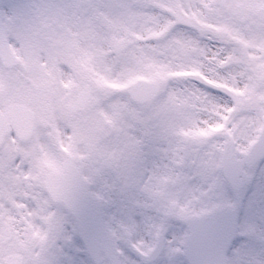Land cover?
<instances>
[{"label": "snow or ice", "instance_id": "obj_1", "mask_svg": "<svg viewBox=\"0 0 264 264\" xmlns=\"http://www.w3.org/2000/svg\"><path fill=\"white\" fill-rule=\"evenodd\" d=\"M198 7L199 0H28L12 5L8 11H0V112L8 108V92L4 86L11 91L23 76L17 62L19 56L55 65L60 78L67 76L89 82L91 73L83 68L84 62L61 54L53 41L54 33L61 31L65 23L75 22L83 35L92 34L94 39L102 40L109 37L111 21L115 20L132 21L134 26L147 30V38L131 46L115 42L107 53L96 51V64L109 75H119L133 61L157 59L177 66L197 60L201 71L212 79L234 78L231 62L223 63L226 41L185 14ZM179 41H186L191 46L190 51H179L176 48ZM156 75L158 78L151 77L147 82L140 81L122 90L105 91L97 107L107 112L116 109L114 122L105 124L98 113L94 115L103 135L96 143L97 130H89L95 149L86 164L68 162L57 178L56 191L34 185L26 189V195L17 192L12 196L33 213L29 216L25 209L16 213L18 219L21 216L23 219H19L14 234L6 228L5 211L9 187L5 173L11 171V166L7 170L0 167V264H51L47 259L49 252L63 237L59 206L69 205L76 191L92 185L108 170L115 172L125 185L139 182L141 190L165 215L188 218L210 211L195 206L206 193H194L181 201L178 194L170 190L180 181L178 169L197 147L179 139V126L194 121L202 140L200 145L216 137L223 138L222 142L211 145L201 161L204 170H211L221 166L222 155L228 151L247 157L258 143L264 144V103L255 106L253 117L249 103L225 88L195 76ZM259 87L264 89V83ZM260 100L264 102V95ZM224 108L230 111L225 114ZM205 125L213 131H205ZM76 127L75 123L56 122V128L65 137L75 135ZM20 137L16 125L0 119V158L4 156L5 143ZM38 139L47 144L49 136L41 130ZM149 142L159 143L168 157L169 163L163 170L142 172L139 168L144 146ZM217 154H221V159L216 158ZM14 164L17 172L25 171V160L14 158ZM41 217L49 223L46 235L37 243L32 239L29 224H40ZM136 229L134 220L118 225V232L129 239ZM156 234L159 235L158 230ZM131 247L145 257L152 250L144 241H134ZM118 255L123 253L118 251Z\"/></svg>", "mask_w": 264, "mask_h": 264}, {"label": "rangeland", "instance_id": "obj_2", "mask_svg": "<svg viewBox=\"0 0 264 264\" xmlns=\"http://www.w3.org/2000/svg\"><path fill=\"white\" fill-rule=\"evenodd\" d=\"M27 2L28 0H2L1 9L8 11L12 5ZM199 3L200 7L187 13L194 16L208 31L226 41L224 60L233 59L231 64L234 69V78L225 79L219 76L212 79L201 71L197 60L187 61L177 66L157 59L133 61L122 69L119 75H109L96 64V51L107 53L112 38L126 37L131 46L138 40L146 39L147 30L138 25L134 26L132 21L115 20L111 21L112 32L109 37L102 40L94 39L92 34L83 35L75 22L65 23L61 31L54 33L53 41L61 54L84 62L82 66L85 71L91 73L89 79L95 85L89 107L81 113L72 115L63 106V101L60 103V100L63 99V94L81 79L67 76L60 78L55 65H50L44 60L34 62L19 56L23 76L13 86L14 91L22 89L23 92H29L38 84H42L50 93L49 97L58 100L52 112L53 134L48 130L38 129L32 138V144L40 146L34 153V161L45 162L48 167L56 162L55 139L56 143L63 145L67 153L73 155L80 164H86L89 154L95 149V144L89 139V130H97L96 143L103 135L98 130L99 126L94 115L98 113L105 124L114 122L115 119L113 112L116 109H113V112H107L97 107L105 91L122 90L125 83L140 77L158 78L157 73L168 78L177 77L179 72H196L212 82L225 84L246 97L249 106L253 108L252 116L255 117V106L264 103L260 100V97L264 95V89L259 87L264 83V0H199ZM190 47L186 41L176 42V48L181 52L190 51ZM216 63L221 62L216 61ZM44 93L46 94L45 89ZM223 111L226 114L230 109L224 108ZM57 121L75 123L77 126L75 135L65 137L62 131L56 128ZM204 127L205 131H213V128L206 125ZM41 130L49 136L47 144L38 139ZM179 130L181 131L179 139L187 140L188 143L197 147L184 165L178 169L180 181L177 185L171 186L170 190L177 193L181 201L191 198L194 193H206L195 202L197 208L233 207L238 202L239 223L236 238L228 250V264H264V160L247 171L252 175L253 180L239 191L236 201L235 195L221 176L218 167L204 170L201 164L211 145L222 142L223 138L216 137L200 145L202 140L194 121L182 123ZM23 149L24 147L21 148L19 145L10 144L7 149H4L3 158H0V167L7 170L11 166L9 173L17 179L23 178L25 171L17 172L13 160ZM21 157H24V160L29 159V153L22 154ZM168 163V157L164 154L162 146L159 143L149 142L144 146L139 168L142 172H151L155 168L163 170ZM141 189L142 185L139 182L125 185L111 170L106 171L91 185L92 192L102 200L111 233L117 232V235L113 237L120 252L123 253L121 264L125 262L144 264L129 253L132 248L131 243L144 241L151 246L157 230L164 235L165 246L159 258L149 264H187L183 258L186 229L181 223L182 218L174 214L165 215L162 208L153 203ZM132 220L136 221L137 229L133 237L129 239L125 234L118 232V225ZM104 264L109 263L105 260Z\"/></svg>", "mask_w": 264, "mask_h": 264}, {"label": "flooded vegetation", "instance_id": "obj_3", "mask_svg": "<svg viewBox=\"0 0 264 264\" xmlns=\"http://www.w3.org/2000/svg\"><path fill=\"white\" fill-rule=\"evenodd\" d=\"M27 100H29L28 104L34 110H36L37 106L41 105L40 97L37 93H33L31 95H28ZM48 103H51V101L48 100ZM35 116H37V118L40 119V114H37V115L35 114ZM33 137L34 136H32L26 140H21V141L16 140V139H12V140H10V142L5 143L4 149H7L10 146V144L11 145H19V146H21V148L24 147L23 150L19 151V154H18L19 157L22 156V154H27L29 152H30V154H33V153H35L36 150H38L40 148V146H38V145L35 146L32 144L31 138H33ZM12 141L14 143H12ZM27 146H28V148H27ZM30 171L33 174V169H30ZM6 173L8 175L5 178L9 180V187L7 189V196H6V199L8 201V206L6 207V210H5L6 211V221H7L6 222V228L14 234L17 230V227L19 226V219H23V216H21L18 219L16 216V213L20 209H25V212H27V214L29 216L32 215L33 213L28 211L25 208V204L23 202H21L18 199H12V196L17 192L25 194V189L23 187L25 185V182H26L25 178L14 179L11 177V173H9V171H6ZM21 180H23V181H21ZM29 180H31V178ZM12 181H16V182H12ZM59 208L63 211L62 206H59ZM60 217H62V216H60ZM66 217L69 218L70 216L68 214H66ZM50 218L51 217L49 216V219ZM65 220H66V224H65V222H61L62 231H64V233L67 232V229L70 225L69 221L66 218H65ZM69 220H70V218H69ZM48 223H49V221H46V220H44L43 217H41V223L40 224H35V225L29 224V228H30V231L32 234V239L35 240L37 243L40 242V238L43 236L44 231L47 230ZM68 238L71 239L69 236H68ZM74 250H75L74 241L68 240L66 234H63V237L60 239L59 243L55 244V246L49 252L47 259L51 262V264H75L74 256H76V255H74ZM82 263H83V260L80 258L78 264H82Z\"/></svg>", "mask_w": 264, "mask_h": 264}, {"label": "water", "instance_id": "obj_4", "mask_svg": "<svg viewBox=\"0 0 264 264\" xmlns=\"http://www.w3.org/2000/svg\"><path fill=\"white\" fill-rule=\"evenodd\" d=\"M220 212L221 210H217L214 213L206 215L205 220L211 221L213 217L218 216ZM199 219L200 218L192 219L191 220L192 224L189 225L190 230H191V235H190L189 244L187 245V249H186V257L190 264H205L207 260L209 261L211 257H214L212 255V252L214 251V249H211V250L207 249L205 246L202 245V239L200 240L199 235H200V231L203 226V223L196 221ZM202 247L204 249H201Z\"/></svg>", "mask_w": 264, "mask_h": 264}]
</instances>
